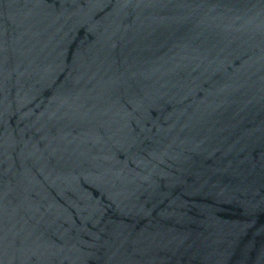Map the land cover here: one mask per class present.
Wrapping results in <instances>:
<instances>
[{
    "label": "water",
    "instance_id": "obj_1",
    "mask_svg": "<svg viewBox=\"0 0 264 264\" xmlns=\"http://www.w3.org/2000/svg\"><path fill=\"white\" fill-rule=\"evenodd\" d=\"M0 264H264V0H0Z\"/></svg>",
    "mask_w": 264,
    "mask_h": 264
}]
</instances>
